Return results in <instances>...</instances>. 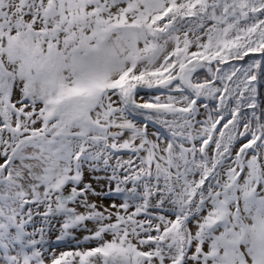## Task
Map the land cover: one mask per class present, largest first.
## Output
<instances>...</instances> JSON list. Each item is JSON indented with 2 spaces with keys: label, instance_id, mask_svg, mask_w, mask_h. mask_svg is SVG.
<instances>
[{
  "label": "snow or ice",
  "instance_id": "1",
  "mask_svg": "<svg viewBox=\"0 0 264 264\" xmlns=\"http://www.w3.org/2000/svg\"><path fill=\"white\" fill-rule=\"evenodd\" d=\"M0 161L4 264H264V0H0Z\"/></svg>",
  "mask_w": 264,
  "mask_h": 264
},
{
  "label": "rangeland",
  "instance_id": "2",
  "mask_svg": "<svg viewBox=\"0 0 264 264\" xmlns=\"http://www.w3.org/2000/svg\"><path fill=\"white\" fill-rule=\"evenodd\" d=\"M1 162H2V161H1ZM85 181H86V182H91V183L93 184L94 187L97 186V185H96V182L92 179V174L88 173L87 171L85 172ZM90 199H92V200H98L97 197H90ZM117 202H119V201H117ZM102 203H104V204H108V203H110V201H108V200H104V201H102ZM42 210H43V209H41V211H42ZM80 210L83 211V209H80ZM37 219H38V218H37ZM56 227L59 228V224H57ZM28 230L31 231V227H29ZM58 234H59V233H58L57 231L53 230V231H51V232L47 235L46 239L48 240L49 243H52L53 245H55V243H56V236H57ZM75 234L78 235V236L82 235V233H80V232H77V233H75ZM58 250H67V249L60 248V249H58ZM44 260H45V264H50V260H49V257H48L47 255L44 257ZM0 264H4V261H3V258H2V257H0Z\"/></svg>",
  "mask_w": 264,
  "mask_h": 264
}]
</instances>
